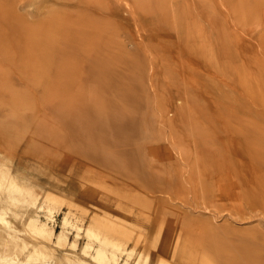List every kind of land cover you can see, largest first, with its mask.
<instances>
[{"label":"rangeland","instance_id":"rangeland-1","mask_svg":"<svg viewBox=\"0 0 264 264\" xmlns=\"http://www.w3.org/2000/svg\"><path fill=\"white\" fill-rule=\"evenodd\" d=\"M233 1L235 18H249L247 27L232 23L237 42L255 57L228 53L230 0H0V211L30 242L51 247L44 259L66 253L98 264L92 255L103 245L116 264L139 251L147 264H264V0ZM103 98L121 132L97 149L109 164L86 148L93 121L81 115ZM0 225V258L30 260L32 249L16 250Z\"/></svg>","mask_w":264,"mask_h":264},{"label":"bare ground","instance_id":"bare-ground-1","mask_svg":"<svg viewBox=\"0 0 264 264\" xmlns=\"http://www.w3.org/2000/svg\"><path fill=\"white\" fill-rule=\"evenodd\" d=\"M226 1V0H225ZM137 2H138V0H137ZM215 2V1H214ZM223 2V1H222ZM138 3H140V2H138ZM216 3H218L217 1H216ZM227 3V2H226ZM230 4H229V9H231V11H230V13L228 12V17H229V20H231V22H230V24H231V26H230V24H228V26H226L227 27V29L226 30H224L225 31V33L224 34H226V38H228V42L227 43H229V44H227V48H228V46H229V52L228 53H230V56H233V57H235L234 55H235V53L236 52H238V54L241 56L242 54H244L243 53V50L242 49H244V48H242L241 47V42H237V40H238V35H237V32H236V30H235V28L232 26V23L235 25V23H234V20L236 19V18H238V16H237V14H236V8H235V5H234V1L233 0H230V2H229ZM214 4V3H213ZM243 4V3H242ZM226 5V4H225ZM216 6V5H215ZM218 6V5H217ZM217 8V7H216ZM216 8H215V10H216ZM219 12V11H218ZM260 13V12H259ZM263 13V12H262ZM218 14H220V13H218ZM235 14H236V18H235ZM261 14V13H260ZM221 15H222V13H221ZM242 16H241V18H240V16H239V18H240V20L241 21H244L245 22V20L246 21H248L247 19H249L248 18V16H245V14H244V16H245V18L243 17V14H241ZM252 15V14H251ZM254 15H259L258 14V12H255V14ZM254 15H253V17H254ZM220 16V15H219ZM219 16H214V21H216V26H217V24H219V22L217 21L218 19V17ZM256 17V16H255ZM260 17H261V15H260ZM221 18V17H220ZM219 18V20H221ZM222 18H223V16H222ZM242 18H244V19H242ZM247 18V19H246ZM255 19V18H254ZM257 19H259V18H257ZM260 19H262V18H260ZM237 20V19H236ZM213 21V22H214ZM222 22H224L223 21V19L221 20ZM221 21H220V23H221ZM240 21V22H241ZM255 21H257L256 19H255ZM254 20L252 21V23L253 22H255ZM218 22V23H217ZM226 22V21H225ZM240 22H239V19L237 20V23H238V26L240 27ZM227 23V22H226ZM242 23V22H241ZM247 22H245L243 25L244 26H242V27H247V25H245ZM248 24H249V22H248ZM214 25V24H213ZM212 25V26H213ZM224 25V24H223ZM251 25V24H250ZM249 25V26H250ZM257 25H258V23H257ZM237 26V27H238ZM189 27V26H188ZM193 27H194V25H193ZM225 27V26H224ZM223 27V28H224ZM225 27V28H226ZM194 29V28H193ZM237 29V28H236ZM241 29V28H240ZM242 30H243V28H242ZM187 31H188V28H187ZM223 31V32H224ZM257 31V30H256ZM189 33V32H188ZM262 33V32H261ZM240 34V33H239ZM245 34V33H244ZM248 34V33H247ZM249 35V34H248ZM251 35V34H250ZM188 36V35H187ZM249 37H251V36H249ZM188 38V37H187ZM191 38V37H190ZM207 38V37H206ZM248 38V37H247ZM249 39V38H248ZM261 39V38H260ZM243 40V39H242ZM245 40H247V39H245ZM189 41V40H188ZM244 41V40H243ZM242 41V42H243ZM254 41V40H253ZM192 42V41H191ZM247 43V42H246ZM246 43H245V47L247 46L246 45ZM250 43V42H249ZM248 43V44H249ZM258 43V42H257ZM256 44V43H255ZM255 44H253V45H255ZM258 45H260V43L258 44ZM264 45V44H263ZM207 46V45H206ZM249 46H251V45H249ZM189 47V46H188ZM257 47V46H256ZM204 48H205V45H204ZM209 48V47H208ZM208 48L207 49H205V50H207L208 51ZM249 48V47H248ZM256 49V48H255ZM255 49H253L254 51H255ZM258 49V48H257ZM202 51V50H201ZM206 51V52H207ZM248 51V50H247ZM247 51H246V53H247ZM259 50H257V51H255V52H258ZM254 52V53H255ZM253 53V54H254ZM259 53V52H258ZM253 54H251L252 55V57H255V56H253ZM262 54V53H261ZM244 55H249V56H251L250 55V53L249 54H244ZM243 55V56H244ZM239 56V57H240ZM248 56V57H249ZM245 57V56H244ZM247 57V56H246ZM245 57V58H246ZM247 57V58H248ZM264 58V57H263ZM231 59V58H230ZM92 60H94V59H92ZM247 60V59H246ZM249 60V59H248ZM247 60V61H248ZM253 60V59H252ZM97 61H99V60H96V62ZM234 61V60H233ZM233 61H231V62H233ZM240 61H241V59H240ZM247 61H244L243 60V65L242 66H245V67H251L250 65L254 62H252L251 60V62H250V65H248L249 63H247ZM259 61H261L262 62V60H257V62H259ZM95 61H93V62H91V65L92 66H96L98 63H96ZM104 63H105V61H103ZM249 62V61H248ZM92 63H96V65L94 64H92ZM104 63H102L101 64V61H100V63L99 64H101L102 66L104 65ZM107 64H106V66L105 67H103V69H105V68H107V69H105V70H102V72L104 71L105 73L108 71V68H110L109 67V65H108V62H106ZM98 64V65H99ZM238 64V63H237ZM256 64V63H255ZM257 64H260V62L259 63H257ZM262 64V63H261ZM260 64V65H261ZM108 65V66H107ZM231 65H232V63H231ZM241 65V64H240ZM252 65H254V64H252ZM90 66V65H89ZM91 66V67H92ZM90 67V68H91ZM94 67H92V69H94ZM256 67H258V69L256 70L255 69V67H254V70L256 71V73L258 72V70H261L260 68H262L263 69V66H261V67H259V66H257L256 65ZM100 68H102L101 66H100ZM91 69V70H92ZM239 69V68H238ZM251 70H252V67L250 68ZM249 69V70H250ZM95 70V69H94ZM101 70V69H100ZM100 70H97V72H100ZM93 71V70H92ZM92 71H90L89 70V72H91L92 73ZM253 71V70H252ZM264 71V69L262 70V73H264L263 72ZM96 72V71H95ZM231 72V71H230ZM236 72V71H235ZM232 73V72H231ZM260 73H261V71H260ZM92 74H95V73H92ZM99 74V73H98ZM250 74H252V72L250 73ZM249 74V75H250ZM100 76V80H101V78H103L102 77V75L101 74H99ZM259 74H257V76H258ZM95 77H96V75H94ZM253 76V75H252ZM261 76H263L262 74H261ZM105 77H107V75L105 76ZM104 77V78H105ZM254 77H256V75L254 74ZM97 78V77H96ZM103 78V79H104ZM259 78V77H258ZM258 78L256 79V80H258ZM262 78H264V76L262 77ZM103 79H102V82H103ZM111 79H113V78H111ZM250 79V78H249ZM261 79H259V81H260ZM106 81V80H105ZM251 81V80H250ZM103 84V83H102ZM104 84H107V83H104ZM113 84H114V82H113ZM264 84V83H263ZM252 85V84H251ZM254 86V85H253ZM256 87V86H255ZM264 87V86H263ZM262 87V88H263ZM109 89H111V88H109ZM113 89V88H112ZM111 89V90H112ZM263 91V90H262ZM130 94H131V92H130ZM80 95V94H79ZM83 95V93H81V95L80 96H82ZM113 95V94H112ZM125 95H126V93H125ZM124 95V96H125ZM128 95V94H127ZM132 95V94H131ZM85 96V95H84ZM83 96V97H84ZM83 97H82V99L80 98H78L77 96H76V100H75V102L77 101V98H78V103H79V100L81 101H83V103H84V99H83ZM73 98H74V96H73ZM72 98V99H73ZM71 99V100H72ZM99 99H100V97H99ZM102 100V99H101ZM257 100V99H256ZM74 101V100H73ZM86 101V100H85ZM216 101H218V100H216ZM253 101V100H252ZM71 102V101H70ZM77 102H76V104H77ZM101 103H102V107H101V113L99 114L98 112L100 111H97L98 110V108H100V103H98V108H95V111L97 112L96 113V115L98 114V116H95L94 117V115H91V113H89V112H94L93 111V109H91V111H89V112H86V111H84L83 109H82V107H81V109L84 111V113H80L81 115H82V117L84 118H89V122H90V117H91V120L93 121V123H92V121H91V123L92 124H90L89 126H87L86 128H85V136L86 135H88L87 136V139H89L88 137H90V139H91V137H92V141H89V140H87V141H89V142H93V143H91L92 145H90V143L88 144V145H86V148H91V149H93V150H95L96 151V155L98 156V155H100V153L99 154H97V149H99L100 148V150H101V148L102 149H105L104 147H107V146H110V145H114L115 143H116V141L118 140V138H120L119 136L121 135V132H120V135L118 136V135H116L117 133H118V128H119V126H118V124L114 121V115H113V112H111V110L109 111L107 108H105V107H103L105 104L106 105H108V104H110L111 105V102L110 101H108V99L106 100V99H104L103 98V100L102 101H100ZM73 103L74 102H72V105H73ZM79 103L80 105L82 104V106L85 104L86 106H87V104L86 103ZM97 103V102H96ZM76 104L74 105L75 106V110H77L78 108V104H77V107H76ZM69 105V104H68ZM97 105V104H96ZM105 105V106H106ZM84 107V109L86 108L87 109V107ZM66 107V109H68L67 108V106H65ZM70 107V106H69ZM80 107V106H79ZM91 107V106H90ZM109 107V106H108ZM116 107V106H115ZM117 108H119V107H117ZM124 108V107H123ZM62 109H65V108H63L62 107ZM65 109V110H66ZM97 109V110H96ZM71 110V109H70ZM88 110V109H87ZM90 110V109H89ZM127 110V109H126ZM217 110V109H216ZM61 111V112H60ZM59 111V113H61V117H62V119H64V120H66L67 119V117H68V115H70V116H80V114H78L79 113V109H78V111H70L71 113L69 114V112H68V110H66V111H64V110H60ZM82 111V112H83ZM122 111V110H121ZM75 112V113H74ZM78 112V113H77ZM77 113V114H76ZM116 115H120V113L119 114H117L116 112H114ZM122 113H123V111H122ZM121 113V116L123 115ZM126 113V112H125ZM64 114H66V116L64 115ZM93 114V113H92ZM60 115V114H59ZM93 116V117H92ZM129 116V115H128ZM116 117H118V116H116ZM127 117V116H126ZM75 118V117H74ZM77 118H79V117H76L75 119H77ZM81 118V117H80ZM93 118V119H92ZM128 118V117H127ZM120 120H121V117L119 118ZM118 119V121L121 123V125H123V126H125L124 124H122V121L123 120H119ZM128 120V119H127ZM127 120H125L126 122H127ZM63 121V120H62ZM117 121V120H116ZM117 121V122H118ZM125 121H123V122H125ZM69 122V121H68ZM63 123H65V122H63ZM119 123V124H120ZM130 123V122H129ZM67 124V123H66ZM117 124V125H116ZM128 124V123H127ZM126 124V125H127ZM120 125V126H121ZM129 125H131V123L129 124ZM71 126V125H70ZM247 126V125H246ZM249 127V126H248ZM251 127V126H250ZM250 127H249V129H250ZM245 128V127H244ZM70 129H72V126L70 127ZM123 129V128H122ZM121 129V131L123 132V130ZM126 129H128L127 128V126H126ZM125 129V130H126ZM132 128H130V129H128V130H131ZM83 130V129H82ZM124 130V131H125ZM214 130H215V128H214ZM248 130V129H247ZM257 131V130H256ZM76 132V131H75ZM81 133H78L79 135H78V137H80L81 136V138L84 136V133L82 132V131H80ZM125 132H127V130L125 131ZM243 132H245V130L243 131ZM116 133V134H115ZM217 132L215 131V134H216ZM82 134H83V136H82ZM123 135H124V132L122 133ZM127 134V133H126ZM128 134H129V132H128ZM254 134V133H253ZM252 134V135H253ZM65 136V135H64ZM73 136V135H72ZM84 136V137H85ZM66 137H67V135H66ZM69 137V136H68ZM70 137H71V135H70ZM69 137V138H70ZM124 138V140H122V141H125L126 139H125V137L126 136H123ZM61 138H62V136H61ZM64 138V137H63ZM73 138V137H72ZM127 138H128V136H127ZM74 140H75V138H74ZM121 140V139H120ZM119 140V141H120ZM86 141V142H87ZM115 141V142H114ZM121 141V142H122ZM123 143V142H122ZM121 143V144H122ZM127 143V142H126ZM125 142H124V144H126ZM218 143V142H217ZM87 144V143H86ZM89 145H90V147H89ZM123 145V144H122ZM239 145V144H238ZM70 146V145H69ZM81 146V145H80ZM84 148H85V146L84 145H82ZM88 146V147H87ZM118 146V145H117ZM219 146V145H218ZM111 147V146H110ZM115 147H116V145H115ZM80 148V147H79ZM81 149L82 151H88V150H91V149ZM110 150V149H109ZM95 151H92L93 153L95 152ZM103 151H105V150H103ZM103 151H100L101 152V154L102 155H100L101 157H98L97 159H99V158H103V157H105L106 159H109V158H107L108 156H106V155H109V153H108V151L106 152L107 154H105V155H103L104 153H102ZM111 151H112V149H111ZM110 151V152H111ZM116 149H115V152L114 153H116ZM119 151V150H118ZM113 152V151H112ZM111 152V153H112ZM122 152V151H121ZM124 152V151H123ZM89 154H90V152H88ZM227 153V152H226ZM97 156H94V157H97ZM103 156V157H102ZM110 156V155H109ZM229 156V154L227 155V157ZM117 157V159L119 158L118 156H116ZM105 158H103L102 160H104ZM110 158H112V157H110ZM229 158L230 157H228V162L231 160H229ZM105 159V160H106ZM102 160H100V161H102ZM104 160V161H105ZM110 160V159H109ZM109 160H106L105 161V163L107 162V161H109ZM112 160V159H111ZM109 161V162H107L108 164L110 163V162H112V161ZM119 160V162H121L120 161V159H118ZM118 160H117V163H118ZM96 161V160H95ZM99 161V162H100ZM125 161H122V163L121 164H123ZM240 162V161H239ZM117 163H115L114 162V165H116ZM126 163V162H125ZM129 163V162H128ZM241 163V162H240ZM121 164L119 163L118 164V166H120L121 167ZM111 165H113L112 163H111ZM113 165V166H114ZM228 165V164H227ZM231 165V164H230ZM117 166V167H118ZM123 166V165H122ZM241 166V165H240ZM243 166V165H242ZM231 167V166H230ZM211 168H212V166H211ZM226 168V167H225ZM229 168V167H228ZM242 168V167H241ZM244 168H246V167H244ZM243 169V168H242ZM242 169H241V171H242ZM244 170V169H243ZM212 173H214V172H212ZM227 173H228V171H227ZM226 173V174H227ZM230 173V172H229ZM228 173V174H229ZM231 173H232V170H231ZM227 174V175H228ZM225 175V174H224ZM244 175V174H243ZM214 176H216V175H214ZM214 176H213V178H214ZM220 176V175H219ZM229 176V175H228ZM230 176H232V174L230 175ZM223 177V176H222ZM244 177V176H243ZM246 178V177H245ZM244 178V179H245ZM225 179V178H224ZM228 179H229V177H228ZM243 179V180H244ZM7 181H6V184H7V186L8 187H10V188H13V187H15V185H16V182H17V176L15 175V174H10L9 176H8V178L6 179ZM230 180V179H229ZM231 180H232V178H231ZM234 180V179H233ZM247 180H249V179H247ZM246 180V181H247ZM251 181H252V179H250ZM245 181V180H244ZM245 181V182H246ZM223 182H226V181H224L223 180ZM234 182V181H233ZM230 183H232V181L230 182ZM214 185L215 186H219V183H218V185H216L215 183H214ZM220 185H222V183H221V181H220ZM232 185V184H231ZM229 186V185H228ZM222 187V186H221ZM217 188V187H216ZM228 188V187H227ZM232 188V187H231ZM219 189H220V187H219ZM217 190H218V188L216 189V192H217ZM227 190H229V189H226V191ZM231 190V189H230ZM215 191V190H214ZM219 192V191H218ZM223 192V191H222ZM227 194H228V192H226ZM223 194H225V193H223ZM214 195V194H213ZM217 195V194H216ZM218 195H220L219 193H218ZM222 196V195H221ZM53 197V196H52ZM220 197V196H219ZM223 198H225V200H228V198H229V196H228V198L226 199V197H225V195L224 196H222ZM214 198H215V195H214ZM218 198V197H217ZM43 199H45V198H43ZM230 199V198H229ZM45 201V200H44ZM46 201L48 202V203H52L53 202V198H50V197H48V194H46ZM215 201V200H214ZM218 201V200H217ZM221 200H219V202H220ZM230 202H231V200H229ZM71 203V202H70ZM217 203V202H216ZM225 202L224 201H222V206H223V204H224ZM41 205H43V203H41ZM49 205V204H48ZM51 205V204H50ZM216 205V204H215ZM225 205V204H224ZM39 206V205H38ZM42 207V206H41ZM225 207V206H224ZM39 208H40V206H39ZM44 209V208H43ZM4 213H5V211H3V212H1L0 211V224H4V225H6L5 226V230H7L6 232H7V235L11 238V240L13 241V242H15V245L17 246L16 247V250H19V249H23V248H27V246L28 247H30L32 250L27 254L26 253V255L24 256L25 257V259H28V256L29 257H31V259L30 260H23L22 261V259L23 258H18V260H17V256H18V254L17 253H15V252H12L11 253V255H9V256H5V257H3V258H0V264H39V260H45V261H49L50 262V264H52V261H53V259L50 261V260H46V259H44L45 257L47 258V256L48 257H50V254H49V252L52 250L51 249V247H50V249H49V246H47L46 244H44V243H40V242H36V244H34V243H32V242H30L31 240H28V233H27V231H26V229L24 230V229H21V228H19V230H16L15 229V226L17 225V223H16V225L15 226H13V224L11 223L10 224V221L9 220H11V219H9L7 216H5L4 215ZM36 213V212H35ZM41 213V212H40ZM44 213V212H43ZM48 213V212H47ZM67 213V212H66ZM42 214V213H41ZM51 214V213H50ZM54 214V213H53ZM4 215V216H3ZM37 215V214H36ZM70 215V214H69ZM40 217V216H39ZM55 217V216H54ZM73 217V216H72ZM47 218V217H46ZM50 218V217H49ZM51 219H53V218H51ZM12 221H14L13 220V218H12ZM11 221V222H12ZM70 221V220H69ZM68 221V217L67 216H63V218H62V221H61V227L62 228H64L65 226H67L70 222ZM27 223L30 225H34L35 227H38V228H44V229H46L48 232H49V235H52V233H53V226H49L48 224H47V222L46 221H44V220H41V219H38V218H32V217H29L28 219H27ZM49 223V222H48ZM54 223V222H53ZM14 224H15V222H14ZM72 225H74V224H72ZM2 225H0V227H1ZM88 229H90V228H88ZM4 230V229H3ZM64 230L62 229V230H60L58 233H57V235H56V241L58 242V243H60L61 244V239H62V237H64L65 236V233L63 232ZM5 235V234H4ZM137 239V238H136ZM124 240V239H123ZM7 244V243H6ZM31 244V245H30ZM36 245H38V246H36ZM7 246V245H6ZM73 247H75V246H73ZM118 248V247H117ZM91 249V245L90 244H88V243H86L83 247H82V250L84 251V252H87V251H89ZM113 249V248H112ZM129 252V251H128ZM134 252V251H133ZM132 252V253H133ZM138 252V251H137ZM88 253V252H87ZM69 254V253H68ZM92 254V253H91ZM63 255V254H62ZM64 255H65V257H64ZM63 255V257L64 258H66L67 260H60L61 259V256H56V255H54V256H56V261L53 263V264H80V262L82 263L84 260H82V259H73V258H71V257H68L67 256V254L65 253ZM69 255H74V254H69ZM78 256V255H77ZM93 259H94V261L96 262V263H98V264H116V262H117V257H116V254H115V252H114V249L111 251V250H107V249H105V247L103 246V245H101V246H98V247H95V252L93 253ZM80 257V256H79ZM109 259H112L113 260V263H110L108 260ZM150 259V258H149ZM147 260H148V258H147V256L146 255H141V252L139 251V253H137L136 255H135V257H134V259H133V261L130 263V264H147ZM159 261H160V259H158ZM204 260V259H203ZM111 261V260H110ZM199 261H200V259H199ZM201 262H203V261H201ZM84 263V262H83ZM82 263V264H83ZM204 263V262H203ZM42 264H47V262H43ZM123 264H127V260H124L123 261ZM156 264V263H155Z\"/></svg>","mask_w":264,"mask_h":264}]
</instances>
